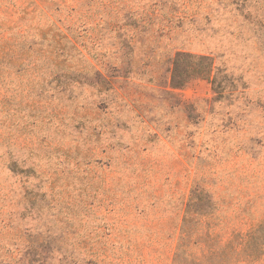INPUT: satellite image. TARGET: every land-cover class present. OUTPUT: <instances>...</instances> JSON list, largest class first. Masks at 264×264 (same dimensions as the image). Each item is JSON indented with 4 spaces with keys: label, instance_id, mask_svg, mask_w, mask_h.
Instances as JSON below:
<instances>
[{
    "label": "rangeland",
    "instance_id": "1",
    "mask_svg": "<svg viewBox=\"0 0 264 264\" xmlns=\"http://www.w3.org/2000/svg\"><path fill=\"white\" fill-rule=\"evenodd\" d=\"M0 264H264V0H0Z\"/></svg>",
    "mask_w": 264,
    "mask_h": 264
},
{
    "label": "trees",
    "instance_id": "2",
    "mask_svg": "<svg viewBox=\"0 0 264 264\" xmlns=\"http://www.w3.org/2000/svg\"><path fill=\"white\" fill-rule=\"evenodd\" d=\"M179 54H185L184 52H182V51H177V55H179ZM189 54V53H188ZM189 55H191V54H189ZM200 58H202V59H208L209 58V56H199ZM208 61V63L206 64V72H210L211 70H212V66H213V61L211 62V60H207ZM174 64L176 65V60H174ZM214 79L212 78L211 79V84H213L214 83Z\"/></svg>",
    "mask_w": 264,
    "mask_h": 264
}]
</instances>
